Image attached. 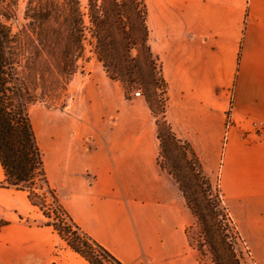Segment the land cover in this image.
I'll use <instances>...</instances> for the list:
<instances>
[{"label":"crops","instance_id":"obj_1","mask_svg":"<svg viewBox=\"0 0 264 264\" xmlns=\"http://www.w3.org/2000/svg\"><path fill=\"white\" fill-rule=\"evenodd\" d=\"M173 1L184 26L175 36L152 24ZM146 2L173 130L204 172L218 175L224 199L244 195L254 173L250 193L264 222V132L253 128L264 122V0ZM163 55L175 59L174 72ZM70 93L63 109L34 106L29 116L48 184L71 222L123 264H196L187 234L194 216L159 162L160 140L141 97L129 106L99 63L91 76H74ZM49 221L27 190L6 183L0 162V264H88Z\"/></svg>","mask_w":264,"mask_h":264},{"label":"trees","instance_id":"obj_2","mask_svg":"<svg viewBox=\"0 0 264 264\" xmlns=\"http://www.w3.org/2000/svg\"><path fill=\"white\" fill-rule=\"evenodd\" d=\"M142 4L141 0L88 2L96 52L108 75L125 87L138 78L141 79L143 67L139 63L131 65V62L140 60L139 56L132 55L133 48L141 47L140 50L145 51L144 64H147L152 72L155 70L148 42L146 12ZM9 10L10 1L0 0V162L6 183L27 190L32 204L38 206L49 218V224L65 240L66 245L83 255L89 264H123L75 226L58 203L47 181L28 112L30 105L39 97V89L40 95L48 94L46 83L51 69L49 71L40 61L51 57L54 69L60 74L59 79L65 83H69L75 73L76 59L83 51L84 35V15L79 0H28V24L24 32L19 34L12 33L2 19V16H10ZM113 26L122 29L121 34H114L111 29ZM17 45H22L26 54L22 63L18 48H14ZM135 67L137 71L133 69ZM33 74L32 82L29 78ZM52 75L54 76L53 73ZM151 81L149 85L147 81L141 82L148 88ZM147 101L152 108L148 93ZM158 138L164 147V138L160 131ZM173 176L185 196L194 221L197 220L200 225L196 249L203 252L204 247H208L214 264H240L233 244L228 240L229 226L216 220L215 216L218 214L209 199H204L205 209L198 199L189 193L178 175ZM37 188H46L51 198L46 192L37 191ZM49 198L51 202L47 201Z\"/></svg>","mask_w":264,"mask_h":264},{"label":"rangeland","instance_id":"obj_3","mask_svg":"<svg viewBox=\"0 0 264 264\" xmlns=\"http://www.w3.org/2000/svg\"><path fill=\"white\" fill-rule=\"evenodd\" d=\"M8 1H10L11 6V10H9L10 16H2V19L5 20L12 33L19 34L21 32H24L25 27L28 24V18L26 16L28 0ZM141 1L143 3L142 8L145 9L146 12L145 19L146 26L148 28V42L152 52V57L154 59L155 70L153 72L147 64H144L145 51H141V47H138L133 48L131 50V53L133 56H139L140 60H138L139 62H131V65H136L137 63H139L140 66L143 67L140 73L141 79L138 78V80H136L135 82L128 84L127 87H125V85H123L120 81L112 79L108 75L103 62L100 60L96 52V40L92 34L93 26L88 15L89 0H79L80 9L84 15V35L83 51L76 59L75 73L72 75L70 82L65 83L64 81L59 79L60 74L56 71V69H54L55 65L51 57L48 60L40 61V64L44 65L47 69H49V71L51 69V72H48V76L50 77H47L46 83L48 94L40 95L39 89V97L36 101H34L33 104L30 105L29 110L34 106H39L47 110L50 108L63 109L71 98L70 85L74 76L77 73L91 76L93 65L95 63L101 64L108 77L118 82L123 97L130 103L129 106H131V102L133 101L134 97H141L138 101L142 103V107L150 110L153 124L155 125L157 130V135L160 131L161 135L164 138V147H162V145L160 144V164L167 168L169 172H172L173 175H178V177L182 180V184L188 189L189 193H192L193 197H196L201 203L202 207H204L205 209L206 200L204 199H209L210 204L218 214L215 216L217 218L216 220L223 225L226 224L229 226V230L227 231V233H229L228 235L230 237L228 238V240L233 244L235 255L238 257L240 264H264V222L258 221L262 219V208H257L256 196L254 193H250L251 187L255 184L254 173L252 181H250L249 184L246 185L244 195H227L225 197V201L220 191L218 175L216 173L207 174L206 172H204L199 158L192 152L189 144L181 137H179L173 130V127L167 118V109L169 105V84L163 72V63L159 55H157L151 47L149 37L150 23L148 20L149 4L146 2V0ZM180 6L182 5L176 4L174 1L165 4L163 10L159 12V15H153L152 24L155 27H159L165 33H168L170 35L174 34L175 36L174 32L184 28L182 24V15L179 11ZM185 20L187 23H189L190 21L188 19ZM111 29L114 34L119 35L122 32V29L116 26H113ZM174 36L172 37L173 39ZM14 48L15 50L18 48L17 50L19 53H17L22 63L23 59H25L26 57L22 45H17ZM163 57L165 64H167L170 68V72H174L175 59L170 58L169 55H163ZM133 69L137 71L136 67ZM54 72H56L57 75H55ZM52 73L54 74V76L52 75ZM151 79H156V81H151ZM29 80H32L33 82L34 74L29 78ZM143 80L147 81V85H149V81H151V85L147 88L141 82ZM137 91H140L141 95H136ZM147 93L150 94V99L153 106L152 108L147 101ZM138 101L133 105H135L136 107L139 106ZM120 107L122 108V104H120ZM41 118L42 120H44L43 117ZM226 121V125L229 123V121H231L230 115L226 116ZM253 128L255 129L254 126ZM226 136H228V133ZM37 147L39 150V155L41 157L43 150L38 146V144ZM222 147L223 139L222 141H220L219 150H221ZM247 181L248 179H245V183H247ZM37 191L41 192L42 190L37 188ZM183 197L185 199L184 194ZM50 198L47 199V201L51 202ZM199 227L200 225L196 220L187 228L189 240L194 245L196 264H214L208 251V247L205 246L203 252L196 249V243L198 242V239L200 237ZM141 236L143 237V235Z\"/></svg>","mask_w":264,"mask_h":264},{"label":"built area","instance_id":"obj_4","mask_svg":"<svg viewBox=\"0 0 264 264\" xmlns=\"http://www.w3.org/2000/svg\"><path fill=\"white\" fill-rule=\"evenodd\" d=\"M136 95H141V92L140 91H137L136 92ZM229 117V116H228ZM231 123V121H229V123L227 124V126ZM255 127V130L256 131H261V132H264V122H258V123H254L253 125ZM43 192H46V194L48 195V197H50V193L49 191H47V189H42ZM41 191V192H42Z\"/></svg>","mask_w":264,"mask_h":264}]
</instances>
